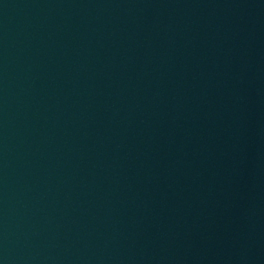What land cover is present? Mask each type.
<instances>
[{"label": "water", "instance_id": "water-1", "mask_svg": "<svg viewBox=\"0 0 264 264\" xmlns=\"http://www.w3.org/2000/svg\"><path fill=\"white\" fill-rule=\"evenodd\" d=\"M0 264H264V0H0Z\"/></svg>", "mask_w": 264, "mask_h": 264}]
</instances>
